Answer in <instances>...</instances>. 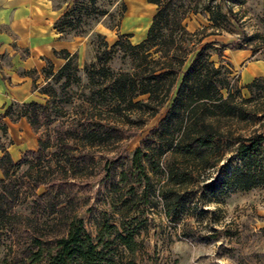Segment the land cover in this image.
I'll use <instances>...</instances> for the list:
<instances>
[{
    "label": "trees",
    "instance_id": "trees-1",
    "mask_svg": "<svg viewBox=\"0 0 264 264\" xmlns=\"http://www.w3.org/2000/svg\"><path fill=\"white\" fill-rule=\"evenodd\" d=\"M147 2L157 11L144 41L102 43L95 61L83 67L86 83L78 101L62 103L50 87L44 104L16 106V120L25 118L39 135L37 149L18 162L4 144V119L12 117L13 108L0 115V222L12 240L0 264H119L114 254L118 247L135 255L139 227L131 223L137 217L130 222L123 219L118 226L104 223L93 235L78 216L73 195L75 181L92 174L95 150L118 138L104 118L106 110L137 106L154 116L170 102L158 126L133 151L127 169L118 172L117 161L105 162L108 182L116 179L129 199L143 200L144 207L152 195L167 218L184 208L185 188L220 164L223 133L216 127L218 120L244 121L253 116L235 103L227 70L210 61L209 50L214 47L207 44L198 49V34L184 26L190 13L200 12L217 26L219 19H227L221 7L194 0ZM119 53L126 68L114 70L109 63ZM63 59L64 64L55 73L46 72V77L54 84L64 79L66 88L72 78L80 86L76 55L64 51ZM179 75L181 82L172 97ZM254 86L257 83L248 88ZM235 139L238 163L229 168L219 165L216 178L202 187L211 200L264 185V136ZM42 187L45 191L38 194ZM21 207L29 213L16 211Z\"/></svg>",
    "mask_w": 264,
    "mask_h": 264
},
{
    "label": "rangeland",
    "instance_id": "rangeland-1",
    "mask_svg": "<svg viewBox=\"0 0 264 264\" xmlns=\"http://www.w3.org/2000/svg\"><path fill=\"white\" fill-rule=\"evenodd\" d=\"M186 2L192 0H185ZM210 6L219 5L226 20L219 19L212 26L205 13H190L184 26L189 33H197L198 49L211 44L210 61L215 67H224L234 88L235 103L249 113L251 119L218 120L216 127L223 133L221 162L229 168L237 164L234 157L238 136L253 134L264 136V0H194ZM54 8L62 10V16L54 28L64 41L79 38V49L70 54L76 55L78 86L70 78V87L64 86V79L54 84L46 77V72L55 73L58 69L47 61L45 67L36 71H19L33 80L36 102L44 104L46 90L50 87L57 93L62 103L78 101L86 83L84 65L93 63L96 49L102 51V43L108 45L121 39L131 45H138L146 38L147 31L157 11V7L147 0H52ZM64 14H66L65 17ZM66 52V51H65ZM24 58V52L21 53ZM64 60V51L55 53ZM7 54L0 55V78L8 80L12 62ZM114 69H125L122 54L109 63ZM188 61L183 67L187 68ZM73 73V72H72ZM72 77V76H71ZM178 76L172 90L175 95L181 82ZM257 83L258 86L248 88ZM137 100H146L139 97ZM136 100V101H137ZM30 102H11L2 108L0 115L10 106L12 117L4 119L7 131L4 144L14 162H18L28 151H35L39 135L30 128L27 120H16V106ZM170 102H168L169 105ZM168 105L150 116L139 107L110 108L104 113L117 139L96 149L95 162L90 176L75 181L73 195L77 204V214L91 234L104 223L119 225L123 219L139 227L136 237L138 250L130 256L121 247L114 253L119 264L132 260L136 264H264V185L245 192H232L218 200L204 192V184L213 181L219 170L207 171L206 178H200L193 186H187L183 201L184 208L178 214L165 217L157 200L150 195L147 206L143 200L129 199L125 188L115 179L108 182L105 162L117 161V171L127 169L133 151L140 146L148 133L156 128L166 114ZM25 121L23 124L22 121ZM22 168L19 172H23ZM204 180H206L204 182ZM45 191L42 187L37 193ZM140 189L137 190L139 193ZM125 201V202H124ZM16 211L28 214L25 207ZM0 222V259L8 254L12 240L3 230Z\"/></svg>",
    "mask_w": 264,
    "mask_h": 264
},
{
    "label": "crops",
    "instance_id": "crops-1",
    "mask_svg": "<svg viewBox=\"0 0 264 264\" xmlns=\"http://www.w3.org/2000/svg\"><path fill=\"white\" fill-rule=\"evenodd\" d=\"M61 16L62 10L54 8L52 0H0V55L12 59L8 80L0 78V113L11 102L37 99L32 78L19 71L40 74L47 61L58 69L64 60L55 53L72 54L79 49V38L64 41L56 32L54 25Z\"/></svg>",
    "mask_w": 264,
    "mask_h": 264
}]
</instances>
